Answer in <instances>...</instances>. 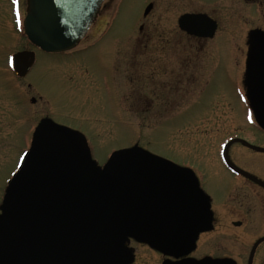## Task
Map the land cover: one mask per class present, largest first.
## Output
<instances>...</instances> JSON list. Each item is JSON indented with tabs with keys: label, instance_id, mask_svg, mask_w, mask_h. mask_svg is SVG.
<instances>
[{
	"label": "rangeland",
	"instance_id": "374dc122",
	"mask_svg": "<svg viewBox=\"0 0 264 264\" xmlns=\"http://www.w3.org/2000/svg\"><path fill=\"white\" fill-rule=\"evenodd\" d=\"M139 3L123 1L115 17L114 1L72 52L60 55L38 51L23 34L26 0H0V205L42 117L81 123L98 162L113 149L137 145L203 175L215 215L214 229L200 238L204 254L246 264L252 243L264 235V188L238 178L220 157L230 138L264 146V125L247 90L245 43H217L216 37L196 43L176 33L166 43L168 33L149 25L152 13L149 26L137 29ZM23 49L33 50L35 61L19 78L9 57ZM228 152L264 176V152L238 143ZM252 264H264V241Z\"/></svg>",
	"mask_w": 264,
	"mask_h": 264
},
{
	"label": "water",
	"instance_id": "95a60500",
	"mask_svg": "<svg viewBox=\"0 0 264 264\" xmlns=\"http://www.w3.org/2000/svg\"><path fill=\"white\" fill-rule=\"evenodd\" d=\"M101 1L26 0L23 33L42 51L71 49L94 20ZM196 22L202 23V33L192 26ZM178 24L203 36H211L215 28L203 14H183ZM33 62L32 50L17 51L9 59L19 77ZM251 95L254 103L260 101L259 95ZM259 120L264 125V115L259 114ZM32 136L0 206V264H123V241L129 236L164 248L168 240L181 237L190 242L198 230L208 228V198L190 170L137 145L114 151L99 168L71 130L46 117ZM234 141L257 151L264 152V147L235 138L222 151L230 169L264 188V182L229 161L226 150ZM165 231L179 235L165 238L160 235ZM262 240L264 236L253 243L247 264ZM197 264L232 263L206 257Z\"/></svg>",
	"mask_w": 264,
	"mask_h": 264
},
{
	"label": "flooded vegetation",
	"instance_id": "af4514ba",
	"mask_svg": "<svg viewBox=\"0 0 264 264\" xmlns=\"http://www.w3.org/2000/svg\"><path fill=\"white\" fill-rule=\"evenodd\" d=\"M114 1H116L114 8V15L116 17L117 13L121 10V4L123 1L128 3L135 0H102L96 15L98 16L101 10H109ZM139 4L141 6L139 7L140 16L136 20V24L138 22L137 29L142 31L144 26L148 25L146 24V18L150 15V13H152L153 20H151V24L149 25L153 27V32H155L154 30H157L168 33V35L165 34L164 40L166 43H169L168 40H170V35L174 33L185 37V41L186 39H190L196 43H206L207 40H211L215 37L217 38V43H245L244 58L248 64L246 80H249L247 90L251 94L255 93L260 97V105L256 103L257 101L255 103L253 102V105L256 107V109L260 110L261 108H264V0H140ZM148 5H150L149 9L147 12H145V9ZM183 14H203L209 17L215 24L213 34L211 36L195 35L189 33L185 29L180 28L178 24V18ZM97 16H95V18ZM161 20L169 21V23L161 24L163 26L159 28L160 25L158 22ZM192 26L201 33L202 30H204V27L200 22L197 24H192ZM171 40L175 41L174 39ZM78 44L79 43H77L76 46ZM74 48L67 51L48 54L61 55L70 53ZM84 49L85 48H83V50ZM114 93L116 95L115 90ZM115 105L117 107L116 103ZM119 105L120 104L118 103V106ZM57 124L60 126H66L69 130H71L75 142L82 148L87 149L90 159L93 160L99 168H103L108 161L109 156L113 154L114 150L118 149H113L110 151L105 160L98 162L96 159H94L91 147L89 145V141L93 140L92 136L88 134L81 123L77 127H72L61 122H57ZM234 143L241 144L244 147L251 149L245 146L242 142L235 141L229 145L228 151L231 149V146L234 145ZM228 159L233 165L264 181V176L261 174L258 175L238 165L234 157H232L231 153L229 152ZM191 171L196 179L197 187L199 189L201 188L202 190H205L204 186L207 180L205 181L203 175H199L197 171ZM236 174L239 176L238 178L245 179L249 183L263 188L253 181L247 179L243 175L239 173ZM213 202V199L211 196H209L208 204L210 217L208 228L198 230L194 239L190 242L184 241L180 237L176 240H168L166 242L167 245L165 244L163 248L162 245L160 246L157 243H152L145 239L136 238L134 236L127 237L123 241L125 246V262L123 264H197V262L203 258H214L212 255L204 254L200 242V238L203 233L214 229L213 224L215 215L212 208ZM230 222L234 226L241 225L240 220H233ZM236 222H238V224H235ZM160 235L168 238L169 235H179V233L176 234L175 232L165 231L160 233Z\"/></svg>",
	"mask_w": 264,
	"mask_h": 264
},
{
	"label": "snow or ice",
	"instance_id": "6c2138e0",
	"mask_svg": "<svg viewBox=\"0 0 264 264\" xmlns=\"http://www.w3.org/2000/svg\"><path fill=\"white\" fill-rule=\"evenodd\" d=\"M259 114L264 115V108H261L260 110H258Z\"/></svg>",
	"mask_w": 264,
	"mask_h": 264
}]
</instances>
